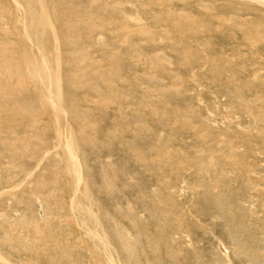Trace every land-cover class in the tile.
Listing matches in <instances>:
<instances>
[{
	"label": "rangeland",
	"instance_id": "rangeland-1",
	"mask_svg": "<svg viewBox=\"0 0 264 264\" xmlns=\"http://www.w3.org/2000/svg\"><path fill=\"white\" fill-rule=\"evenodd\" d=\"M0 264H264V4L0 0Z\"/></svg>",
	"mask_w": 264,
	"mask_h": 264
},
{
	"label": "bare ground",
	"instance_id": "bare-ground-1",
	"mask_svg": "<svg viewBox=\"0 0 264 264\" xmlns=\"http://www.w3.org/2000/svg\"><path fill=\"white\" fill-rule=\"evenodd\" d=\"M258 1L264 4V0H258Z\"/></svg>",
	"mask_w": 264,
	"mask_h": 264
}]
</instances>
